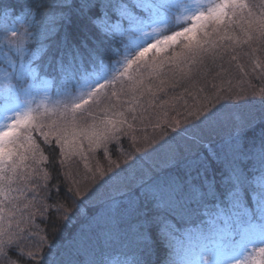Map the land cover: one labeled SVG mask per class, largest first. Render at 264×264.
Segmentation results:
<instances>
[{
	"label": "snow or ice",
	"instance_id": "6c2138e0",
	"mask_svg": "<svg viewBox=\"0 0 264 264\" xmlns=\"http://www.w3.org/2000/svg\"><path fill=\"white\" fill-rule=\"evenodd\" d=\"M260 7L257 14L248 0H41L19 13L0 6L7 65L0 264H104L84 234L55 236L77 197L106 198L97 226L129 237L132 257L123 264H264V87L250 79H264ZM70 13L84 21L82 35L60 34ZM245 46L250 71L239 63ZM209 75L220 84H211L207 103L183 121H164L174 136L147 134L162 127L156 109L179 99L160 94ZM38 137L55 147L51 160ZM124 137L143 154L124 155L121 167L109 145ZM97 152L107 168L90 167L88 154ZM74 157L89 184L76 179Z\"/></svg>",
	"mask_w": 264,
	"mask_h": 264
},
{
	"label": "trees",
	"instance_id": "16d2710c",
	"mask_svg": "<svg viewBox=\"0 0 264 264\" xmlns=\"http://www.w3.org/2000/svg\"><path fill=\"white\" fill-rule=\"evenodd\" d=\"M40 2L41 0H0V6L4 4H13L16 6L17 13H19L20 11L25 10V5H32ZM56 2L59 3L60 0H56ZM248 3L250 4V6H253V11L259 14L261 11L260 6L264 5V0H248ZM64 11L67 12V9H65ZM53 14L60 15V10L57 9L53 13H49V15ZM42 16L43 13L38 15L36 18L40 19L42 18ZM62 23L63 28L60 30L61 35L66 32L71 38L83 34L84 21L74 13L68 14V18L62 21ZM224 43L228 42L225 41ZM177 50H179L178 47ZM247 50L248 49L246 46L242 50L237 49V51L241 52L239 63L245 65L246 71H250L249 60L246 56H243V52ZM3 51L5 50L0 49V61L3 60ZM161 55L163 56L166 54L162 53ZM257 55L259 56L261 61H264V52H260ZM235 64L236 62L234 61V73H236ZM6 67V64L0 63V68ZM225 67H227V64H225ZM165 71L167 72V69H165ZM212 75H214V72ZM212 75H209L206 80H200L199 82L193 81L191 83H188L185 81H181L177 87L168 89L167 95H164L163 93L160 94V98L162 99L170 100V98L172 97H179V99L175 100L169 105H165L163 108L158 107L156 109V112L159 115V122L162 127L157 128L154 131L151 126H148L147 134L149 136H155L161 140L166 138L160 135L162 131L166 132L168 137L174 136L175 133L171 131L170 127H164V121H175L177 119L183 121L189 109H193L194 106L199 105L201 103H207V101L204 100V97L208 96L209 98H211V84H220L219 80L214 81L212 79ZM2 77L3 73L2 71H0V82H2ZM238 78L239 76L237 73L233 77L234 84L236 83V79ZM48 79H51V77H48ZM250 79L253 87H264V79H257L254 77H250ZM38 86L39 84L37 83L36 87ZM240 86L247 87L246 84ZM56 87V85H53L52 87L54 93L56 92ZM119 87L120 86L117 85V88ZM200 88H204L205 91L201 92ZM157 103H159V98ZM155 122L156 120L154 118L153 123ZM184 126L185 125L182 123L181 128H183ZM137 127L139 128L140 126L137 125ZM140 134L141 133H138V135ZM211 138L216 139L217 137L213 134ZM37 142L41 143V147L44 148L45 154L49 156L50 160L53 158V156L56 155V150L54 146H45L39 137ZM183 143L184 142L181 141V147H183ZM119 148H123V153L119 151ZM109 151L112 154V159L114 161L119 162L121 167H126V165H124L123 163L124 155L130 153L131 155L139 156L143 154L134 152L133 147H130V141L127 137H124L121 140L119 147H117L115 143L109 145ZM74 161L76 162L74 165L75 170L77 172L76 179L80 180L83 184H89L90 182L88 177L90 176V174L87 173V171L84 169L83 162L80 161L79 157H74ZM88 162L90 167L93 168V170H95L97 163H99L100 166H103L105 168L109 166V161L101 152L89 153ZM152 162L153 161L151 159L147 161V163L149 164H151ZM157 163H160V161H157ZM113 195L116 194L113 193ZM106 208L107 203L105 197L93 198L91 200L87 199L86 197L75 198V201L71 203V207L68 208L67 212L68 216L70 217V220L60 221L58 229L55 232V236L61 241H66L72 237H79L81 234H84L86 237L90 238L92 248L97 253L98 259H102L104 261V264H123L126 259H130L132 257V251L129 248V237H127L124 232L118 228H113L109 232L107 228L101 230L97 226L98 223H103L101 216L105 213ZM37 223H40L39 219L37 220ZM40 226L44 227L43 224H41Z\"/></svg>",
	"mask_w": 264,
	"mask_h": 264
},
{
	"label": "rangeland",
	"instance_id": "374dc122",
	"mask_svg": "<svg viewBox=\"0 0 264 264\" xmlns=\"http://www.w3.org/2000/svg\"><path fill=\"white\" fill-rule=\"evenodd\" d=\"M32 94H33V96L35 97V102H37V103L40 101V99H41V98L43 97V95H44V93H43V91H42L40 85H39L38 87H35V88L33 89V93H32ZM49 95L53 98V100L57 98V96H56V92L54 93V91H53L52 89L50 90Z\"/></svg>",
	"mask_w": 264,
	"mask_h": 264
}]
</instances>
